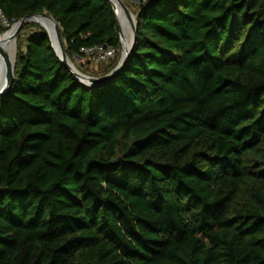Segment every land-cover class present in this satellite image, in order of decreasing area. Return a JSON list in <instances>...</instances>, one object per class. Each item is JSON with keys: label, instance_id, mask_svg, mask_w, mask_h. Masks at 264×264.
Masks as SVG:
<instances>
[{"label": "trees", "instance_id": "obj_1", "mask_svg": "<svg viewBox=\"0 0 264 264\" xmlns=\"http://www.w3.org/2000/svg\"><path fill=\"white\" fill-rule=\"evenodd\" d=\"M129 1L137 39L104 87L35 22L17 44L0 264H264V0ZM42 12L75 65L82 46L119 58L108 0H0V33Z\"/></svg>", "mask_w": 264, "mask_h": 264}, {"label": "water", "instance_id": "obj_2", "mask_svg": "<svg viewBox=\"0 0 264 264\" xmlns=\"http://www.w3.org/2000/svg\"><path fill=\"white\" fill-rule=\"evenodd\" d=\"M108 1L111 4V6L113 7L115 13H117L116 15H117L118 26H119L118 31L120 34L122 50H121V56H120V59H119L117 65L110 72H108L104 75H100L99 77L84 74V73L80 72L75 67L73 61L70 59V57L68 56V54L65 50L64 42L62 39L61 27H60L59 23L47 12H42V13H38V14H34V15H27L24 18H22L21 20L15 22L9 30H7L3 33H0V35H3V34L8 33L10 31H13L14 33H16V31H18L22 27V25L27 21H34V22L39 23V21L37 19H35L36 16L41 15L45 18H49L54 25V37L46 29V27H45V30L49 34V37H50L51 43H52V48L56 52L57 56L60 58L61 61H63L62 63L75 75V77L79 80L80 83L82 82L83 85L87 86L90 89H98V88L104 87V86L108 85L109 83H111V81L113 79H115L121 73L124 65L126 64V62L128 61V59L132 53L133 47H134L136 39H137L136 16L134 14H132L128 5L125 2L120 0V5L124 11V14L129 19H131L132 15H134V18H135L134 28H133V39H132V43L130 46L126 45V38H125V34L123 33V30H122L117 5L115 4V2L113 0H108ZM55 41L58 42L59 47L61 48V52L56 50ZM0 60H2L4 63L5 73L7 76L5 79V82L3 84H0V97L4 98L11 91L16 77H15V63L13 65L10 64V62L8 61V58H7V54L5 53L3 48L1 47V44H0Z\"/></svg>", "mask_w": 264, "mask_h": 264}, {"label": "rangeland", "instance_id": "obj_3", "mask_svg": "<svg viewBox=\"0 0 264 264\" xmlns=\"http://www.w3.org/2000/svg\"><path fill=\"white\" fill-rule=\"evenodd\" d=\"M124 2L128 5L131 12L136 16L135 12L137 10L138 4L136 2H132L129 0H124ZM32 22H34V21L25 22L22 25V27L18 31H16V33H14L13 41L15 43V52L17 51V44L18 43H23L25 41L26 37L28 36V34L38 30V26L31 25ZM35 23L37 25H39L40 27L45 29V27H43L40 23H37V22H35ZM4 26H6V25L4 24ZM6 27L1 28V31L5 32L11 28L9 26H6ZM127 30L128 31H127L126 36H125L126 41L131 40L132 36H133L132 32H131L132 31L131 28L128 27ZM124 32H125V30H124ZM10 42H11V38L9 36L7 39H5V43L9 44ZM121 50H122V48H121ZM121 50H120L119 58L117 59V57H116L115 59H113L112 61H110L107 64L93 63V62H90L86 59H83V61H82V60H79L78 58H75L76 65H78L82 71L77 68V66L75 65L74 62L73 63L75 65V67L80 72L87 74V75H90V76H98L99 77L100 75H103V73H106V72L108 73V70L111 71L112 68H114L113 64L115 63V61H117V60L119 61L120 56H121Z\"/></svg>", "mask_w": 264, "mask_h": 264}, {"label": "bare ground", "instance_id": "obj_4", "mask_svg": "<svg viewBox=\"0 0 264 264\" xmlns=\"http://www.w3.org/2000/svg\"><path fill=\"white\" fill-rule=\"evenodd\" d=\"M113 1L115 2V4L117 5V8H118V14H119V18H120V22H121L123 33L126 36V33L128 31L127 28L129 27V28H131V30H132L131 32H132V35H133L134 20H135L134 15H132L131 19H129L124 14V11H123V9H122V7L120 5V0H113ZM121 1L124 2V0H121ZM35 19H37L41 25L46 27V29L54 37V25H53L52 21L49 18H45V17L39 15V16H36ZM124 30H125V32H124ZM9 36L11 38V42L9 44H6L5 43V39H7ZM13 37H14V32L13 31H10L8 33L0 35L1 47L3 48L5 53L7 54L8 61L10 62L11 65L16 63L15 43L13 41ZM132 39H133V36H132ZM132 39L126 41V45L127 46L131 45ZM55 47H56L57 51L61 52V48L59 47V44L56 41H55ZM6 77L7 76H6V73H5L4 63H3L2 60H0V84H3L5 82Z\"/></svg>", "mask_w": 264, "mask_h": 264}, {"label": "built area", "instance_id": "obj_5", "mask_svg": "<svg viewBox=\"0 0 264 264\" xmlns=\"http://www.w3.org/2000/svg\"><path fill=\"white\" fill-rule=\"evenodd\" d=\"M4 24L9 26V23L3 18ZM82 55L84 58L93 63L107 64L118 55V51L114 46L105 44L94 45L89 47L81 48Z\"/></svg>", "mask_w": 264, "mask_h": 264}]
</instances>
